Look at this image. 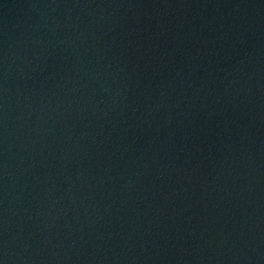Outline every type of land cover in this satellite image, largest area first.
<instances>
[{
    "label": "water",
    "instance_id": "obj_1",
    "mask_svg": "<svg viewBox=\"0 0 264 264\" xmlns=\"http://www.w3.org/2000/svg\"><path fill=\"white\" fill-rule=\"evenodd\" d=\"M0 264H11L0 213Z\"/></svg>",
    "mask_w": 264,
    "mask_h": 264
}]
</instances>
